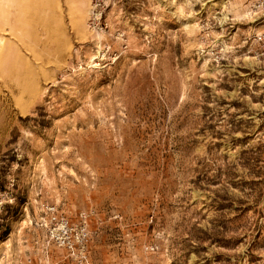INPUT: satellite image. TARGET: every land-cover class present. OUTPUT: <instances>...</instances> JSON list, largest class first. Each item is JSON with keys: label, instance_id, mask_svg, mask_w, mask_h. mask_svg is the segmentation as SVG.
I'll return each mask as SVG.
<instances>
[{"label": "rangeland", "instance_id": "obj_1", "mask_svg": "<svg viewBox=\"0 0 264 264\" xmlns=\"http://www.w3.org/2000/svg\"><path fill=\"white\" fill-rule=\"evenodd\" d=\"M40 3L0 36V264H264V0Z\"/></svg>", "mask_w": 264, "mask_h": 264}, {"label": "bare ground", "instance_id": "obj_2", "mask_svg": "<svg viewBox=\"0 0 264 264\" xmlns=\"http://www.w3.org/2000/svg\"><path fill=\"white\" fill-rule=\"evenodd\" d=\"M40 4V0H0V36H3L4 32L2 33V31L7 29L9 34L12 35L11 40L17 39L18 35L15 31L20 29V25L24 24L25 20H32L35 11L39 12ZM96 5L95 0H93L92 20L88 25L92 29L98 27L96 22L99 13L96 11ZM93 24L97 25L93 26ZM98 30H102V27H99Z\"/></svg>", "mask_w": 264, "mask_h": 264}, {"label": "built area", "instance_id": "obj_3", "mask_svg": "<svg viewBox=\"0 0 264 264\" xmlns=\"http://www.w3.org/2000/svg\"><path fill=\"white\" fill-rule=\"evenodd\" d=\"M254 41L258 44L259 52L264 54V32L256 33ZM46 211L50 214L52 223V226L49 228L50 236L58 240V242L67 250L68 254L80 255V259L84 258L86 255L82 241L86 236V232H82L79 246L75 245L71 238V231L74 227H72L68 219L57 214V208L55 205H46ZM80 244L82 245L80 246Z\"/></svg>", "mask_w": 264, "mask_h": 264}]
</instances>
